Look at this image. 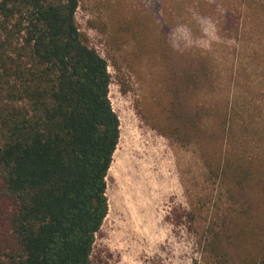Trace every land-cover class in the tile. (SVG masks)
I'll return each instance as SVG.
<instances>
[{
	"label": "rangeland",
	"instance_id": "obj_1",
	"mask_svg": "<svg viewBox=\"0 0 264 264\" xmlns=\"http://www.w3.org/2000/svg\"><path fill=\"white\" fill-rule=\"evenodd\" d=\"M75 21L119 120L92 264H259L264 0H79Z\"/></svg>",
	"mask_w": 264,
	"mask_h": 264
},
{
	"label": "trees",
	"instance_id": "obj_2",
	"mask_svg": "<svg viewBox=\"0 0 264 264\" xmlns=\"http://www.w3.org/2000/svg\"><path fill=\"white\" fill-rule=\"evenodd\" d=\"M78 3L0 0V264H92L108 212L119 120Z\"/></svg>",
	"mask_w": 264,
	"mask_h": 264
},
{
	"label": "bare ground",
	"instance_id": "obj_3",
	"mask_svg": "<svg viewBox=\"0 0 264 264\" xmlns=\"http://www.w3.org/2000/svg\"><path fill=\"white\" fill-rule=\"evenodd\" d=\"M149 161V160H148ZM134 177V176H133ZM132 177V178H133ZM143 177H145L144 175H143ZM131 179V178H130ZM147 179V178H146ZM137 180V179H136ZM141 180V179H140ZM131 181V180H130ZM148 183L150 182V180L149 181H147ZM134 182H132L131 184H133ZM147 183V184H148ZM155 185V184H154ZM134 186V185H133ZM148 186V185H147ZM133 188V187H132ZM140 190H139V192L137 193V195L135 194V196L137 197V199H138V197L139 198H141L142 199V197H143V200H144V204H142V203H136V202H134V206L135 207H133V208H135L137 211H136V213L138 212L139 213V218H141L143 215V213H144V216L143 217H148V215L150 214V209H149V207H150V205H149V202L150 203H153V201H154V199L150 196V194L147 192V188L145 189V187L143 188V190H141V188H139ZM150 189H154V186H153V188H150ZM149 189V190H150ZM155 189H157L156 188V185H155ZM133 190V189H132ZM134 191V190H133ZM156 191V190H155ZM157 193V192H156ZM150 197V198H149ZM132 198V197H131ZM134 199H136V198H134ZM140 200V199H139ZM143 200H142V202H143ZM133 208H131V209H133ZM131 211V210H130ZM143 212V213H142ZM151 213H153V212H151ZM137 215V214H136ZM142 215V216H141ZM131 216V215H130ZM150 216V215H149ZM133 218V217H132ZM149 218V217H148ZM142 219H144V218H142ZM152 219V218H151ZM131 222V221H130ZM150 222V221H149ZM148 223V222H147ZM138 225H140V224H138ZM142 226V225H141ZM128 227V226H127ZM153 227V226H152ZM136 228V227H135ZM142 228V227H141ZM146 228V227H145ZM134 229V228H133ZM153 230V229H152ZM134 231V230H133ZM131 233V232H130ZM136 235V234H135ZM144 235V234H143ZM142 236V235H141ZM133 245V244H132ZM132 248V247H131Z\"/></svg>",
	"mask_w": 264,
	"mask_h": 264
}]
</instances>
